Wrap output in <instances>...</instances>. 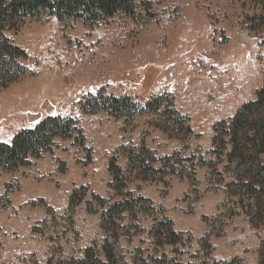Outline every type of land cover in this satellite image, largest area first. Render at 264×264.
Instances as JSON below:
<instances>
[{
	"label": "rangeland",
	"instance_id": "rangeland-1",
	"mask_svg": "<svg viewBox=\"0 0 264 264\" xmlns=\"http://www.w3.org/2000/svg\"><path fill=\"white\" fill-rule=\"evenodd\" d=\"M136 4L135 14L95 26L45 17L5 32L36 74L0 89V141L58 115L79 119L86 145L57 139L30 165L0 168V264H72L102 244L101 213L123 198L132 202L115 249L125 264H264V171L255 177L254 162L264 140L234 170L223 134L264 86L263 6ZM100 92L131 97L138 115L84 114L83 96ZM157 97L156 111L144 113L139 104ZM132 150L154 169L127 170ZM112 160L122 180L109 172ZM166 217L181 239L161 246L149 231Z\"/></svg>",
	"mask_w": 264,
	"mask_h": 264
},
{
	"label": "trees",
	"instance_id": "trees-1",
	"mask_svg": "<svg viewBox=\"0 0 264 264\" xmlns=\"http://www.w3.org/2000/svg\"><path fill=\"white\" fill-rule=\"evenodd\" d=\"M137 1L0 0V89L7 88L23 77L36 74L25 63L29 56L27 51L6 36V31L22 27L27 19L40 20L45 17L59 21L75 22L82 20L90 26H95L119 12L129 15L135 14ZM258 2L263 6L262 17L264 18V0H258ZM157 100L158 97L149 101L146 100L139 105L144 109V113L155 112L156 110H153L152 107L155 105L154 101ZM80 104L84 114L92 115L106 112L117 119H128L138 115L130 114L133 108V99L125 95H105L102 92L95 96L87 94L83 96ZM223 134L229 136V141L232 143L231 154L238 160L234 163L237 164V168L243 163H249L247 154L256 149L258 140H264V86L258 91L254 101L244 104L237 111L230 123L225 126ZM223 134L222 136H224ZM57 139L72 140L77 146L84 148L86 136L79 119L49 115L41 119L34 127L18 131L9 143L0 141V168L6 172H12L22 166L30 165L34 158H39L43 153L50 152ZM251 143L254 144L253 148L249 146ZM136 155L134 150L128 153L127 170L138 166L154 169L151 161L146 162V159L143 160L140 156L136 158ZM254 162H256V167L260 169L255 177H261L264 164L261 165L260 163H264V152ZM109 172L114 179H123L122 168L113 160L109 165ZM81 190H85V188L81 187ZM128 195L132 196V194ZM75 197L76 191L71 195V203ZM93 197H99L100 201L104 202V198L97 194H93ZM141 199L150 203L148 199ZM131 202V198H123L106 207V210L101 213L100 227L105 234L102 244L98 246L96 242L91 243L86 248L84 257L72 264H125L122 258L117 255L115 248L120 238V234L117 232L119 224L125 220L122 214L130 209ZM137 227L139 226L137 225ZM111 230L112 234H108V231ZM149 233L161 246L175 244L181 239L175 233L172 220L167 217L166 219H155Z\"/></svg>",
	"mask_w": 264,
	"mask_h": 264
},
{
	"label": "water",
	"instance_id": "water-1",
	"mask_svg": "<svg viewBox=\"0 0 264 264\" xmlns=\"http://www.w3.org/2000/svg\"><path fill=\"white\" fill-rule=\"evenodd\" d=\"M233 169H234V170L237 169V164H234V165H233Z\"/></svg>",
	"mask_w": 264,
	"mask_h": 264
},
{
	"label": "snow or ice",
	"instance_id": "snow-or-ice-1",
	"mask_svg": "<svg viewBox=\"0 0 264 264\" xmlns=\"http://www.w3.org/2000/svg\"><path fill=\"white\" fill-rule=\"evenodd\" d=\"M38 123H39V121H35V122H34V124H33V125H31V126H34L35 124H38Z\"/></svg>",
	"mask_w": 264,
	"mask_h": 264
},
{
	"label": "crops",
	"instance_id": "crops-1",
	"mask_svg": "<svg viewBox=\"0 0 264 264\" xmlns=\"http://www.w3.org/2000/svg\"><path fill=\"white\" fill-rule=\"evenodd\" d=\"M97 114H99V115H100V113H97Z\"/></svg>",
	"mask_w": 264,
	"mask_h": 264
}]
</instances>
